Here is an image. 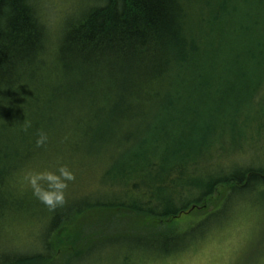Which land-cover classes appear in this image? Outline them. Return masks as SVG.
<instances>
[{
	"label": "trees",
	"instance_id": "obj_1",
	"mask_svg": "<svg viewBox=\"0 0 264 264\" xmlns=\"http://www.w3.org/2000/svg\"><path fill=\"white\" fill-rule=\"evenodd\" d=\"M101 2L102 6L70 20L63 27L65 31L62 39L54 47V40L52 41L48 34L50 26L35 17L30 0H0V94L4 89L13 87L15 81L20 79L21 69L30 72L22 74V80L29 74L43 76L45 68H40L39 59L42 58L44 45H48L50 50L53 49L51 52L57 62L50 68H57L58 72L56 79L47 84L53 85L57 81L62 84L59 92L52 95L54 98L51 97V102L47 104L50 109L49 116L71 107L74 88L81 89L82 93L86 92L85 89L100 90L101 96L109 100V106L104 109L94 107V118L85 121L81 128L85 131L83 139L86 153L95 154L98 158L99 174L91 169V175L98 179L96 186L107 185L111 186V190L117 191L115 194L114 190H101L89 203L84 204L81 201L72 215L64 209L67 214L49 217L45 228L40 232V245L35 248L39 250L23 253L24 255L12 250L11 256L16 259L15 263L72 264L73 259L78 261L88 258L101 247L124 239H132L130 241L138 243V246L142 241L153 251L154 256H171L189 249V245L192 246L199 237L196 233L197 227H205L209 220L218 219L220 213L226 212L233 197L244 195L246 190L253 189L260 183L264 184V165H254L252 162L246 165L228 163V166L218 168L209 175L210 179L204 183L200 193L177 194L174 191L176 194L172 193L166 197L169 200H162L169 206L165 208V214L161 217L151 216L134 209L137 202L128 201L133 196L124 193L125 180L122 177L129 171L139 173L148 169H166L168 160L174 162L171 167L175 172H180L183 167L195 168L200 159L208 153V144L221 146L224 154H230L232 150L231 146L226 145L225 133L219 136V139L211 138L214 128L200 124L203 132L194 138V121L189 126L191 130L181 131L176 134L174 140L171 139L170 144L153 150L147 146L148 143L143 145L138 142L139 134L145 131L138 127H135L132 133L123 130V134H126L124 142L118 139L121 134L113 136L115 126L126 119L129 122L135 114L130 112V109L133 110V102L149 119L152 114L150 112L153 111L151 100L157 96L153 84L166 76L163 67L170 65L172 61H181L180 65L187 73L181 72L183 69L178 72L168 90L162 93L160 102L167 106L165 110L170 108L164 113V119L173 113L179 119H173L169 123L157 122L153 124L156 130L161 131L167 127L168 131H173L171 125L176 123L175 121L180 123L181 117L204 116L210 99L216 98L212 92L208 94L205 90L208 87L217 89L216 86L223 82L225 84L221 86L222 90L235 84H242L243 89L247 88L241 97L228 100L233 110L246 105L248 108L245 112L250 113V116L260 118L264 115V0ZM184 42L195 50V55L188 57H194L193 60L185 58V55L176 49L178 45H184ZM175 55L177 59L174 61L171 57ZM154 60L158 65H153L156 63ZM195 60L204 65L196 71L191 66ZM217 65L221 70L215 72ZM37 67L40 70L32 72ZM131 78L141 81L140 83L146 82L148 86L143 83L140 91L131 88ZM82 83L84 85L81 87ZM20 91L21 93H16L11 100H7L6 96L5 101L0 100V140H3L0 141V185L8 184L9 177L22 175V158L18 150H22L21 145L11 148L4 141L8 139L11 143L9 136H15L22 146L27 147L29 143L27 134L18 132L15 127L10 128V123H7V118L13 115V112L16 114L22 111V105L16 107V103L22 101V89ZM205 103L208 104L206 107L201 106ZM251 118H245L247 126ZM96 120L98 123L95 125ZM256 123L258 124V121ZM262 128L264 126L260 127ZM89 129L93 130V134L89 133ZM152 130L147 128L141 137L155 133ZM100 131L104 132V135ZM208 131L207 136L204 133ZM251 131L255 130L247 131L239 124L234 128L233 136H245ZM147 133L149 135H146ZM134 144L137 145L131 153L125 150L127 146ZM68 145L56 141L51 146L48 145V148H51L49 151L56 152L55 155H61L60 152L68 151ZM79 148L80 142L77 144V149ZM124 151L127 154L123 155ZM82 155H85L84 149ZM11 157L18 158L17 167L4 166L8 164L6 160ZM239 160L242 162L241 158ZM124 161L130 162L132 168L127 170ZM141 162L148 167H144ZM46 164L45 170L54 172V165L51 162ZM122 171L125 173L122 174ZM206 174L203 171V175ZM175 195L186 200L185 203L174 201ZM16 196L14 193L13 197ZM5 200L0 194V212L7 210V217L10 208ZM12 203L15 208H19L18 203ZM111 213L114 218H111ZM106 214L105 221L101 215ZM180 215L187 217L181 218ZM91 216L94 221L86 223L84 219ZM99 216L100 220L97 219ZM118 216L124 220L131 216L136 220L135 228H138L140 223H150V229L135 231L138 235L118 236V232L123 228ZM221 217L222 214L219 219ZM3 220L4 218L0 220V228L7 226L2 224ZM86 230H92V234L86 235ZM206 232L208 235L211 229L205 227ZM53 234L55 238L64 234L66 245L56 248ZM31 241L28 239L22 244L32 248L34 245Z\"/></svg>",
	"mask_w": 264,
	"mask_h": 264
},
{
	"label": "bare ground",
	"instance_id": "obj_2",
	"mask_svg": "<svg viewBox=\"0 0 264 264\" xmlns=\"http://www.w3.org/2000/svg\"><path fill=\"white\" fill-rule=\"evenodd\" d=\"M38 2L39 0H30V4L32 5V7H34L35 10V17L40 21H45L46 24L49 25L47 19L39 11ZM101 4V0H91L89 4L80 5L72 2L71 0H64V2L62 0L61 7L68 8V11L64 12L62 17L58 19V28H56V31L55 28H50L48 33L51 36V40H54V47L55 44L57 42L59 43L62 39L65 31L63 27L66 26V24L70 20H74L76 16L81 17L85 15L88 11L102 6ZM183 44L184 45H178V47H176L178 52H181L183 55H185V58L195 55V52H193L195 50L192 47L189 48L188 43L184 42ZM50 49L51 48H49L48 45H44L42 58L39 59L40 68H45V72L42 74L43 76H35L29 74L27 75V78L22 80V74H27L30 72L21 69L20 79H17L15 81L13 87L4 89V92L0 94V100L5 101V96L7 97V100H11L12 97L16 95V93H21L20 89H22V101L18 104L16 103V107H20L22 105V111L16 114L13 112V115H10V117L7 118V123H10V128L15 127L18 132L27 134L29 137V143L27 147L22 146V144L18 142L19 140H17L15 136H9V140H12L11 143L8 142V139L4 141V143H6L11 148L15 145H21L22 150H18L19 155L22 158V175L16 178L15 176L9 177L8 184L2 183L0 185V194L2 195V199L5 200L6 198V204L10 208L7 217V210L3 209L0 212V220L4 218V220L1 221L2 224L7 225L5 228H0V264H19L18 262L15 263L14 260L16 259L11 256L12 250L22 253V255H24L23 253L27 254L28 252L34 253L35 251L33 250H39L35 248L40 245V232L45 228L44 225H46L49 217L52 218L53 216L58 217L60 215L67 214L65 213L64 209H67L68 213L72 215L74 212H76V208L81 201H83L84 204L89 203L90 200H94V198L97 197L100 191L98 188L99 186H96V184L98 183V179L94 178L95 176L93 177V175H91V169L95 173L99 174L100 170L98 165V158L95 156V154L91 155L89 153H86V144L84 143L85 141L83 139V132L85 131L81 127L83 126L85 121L94 118L92 117L94 115V107H100L104 109L109 106V100L101 96V94L99 93V89H85L86 92L82 93V91H80L81 89L78 90L74 88V101L72 102L71 107L67 110H61L56 115L49 116L50 109L49 107H47V104L51 102V97L54 98V96L52 95H55L57 92H59L62 84L58 81L53 83V85L47 84L49 81L56 79L55 77L58 72L57 68H50L57 62L53 52H51L53 51V49ZM171 58L175 61V59H177V56L175 55ZM193 58L194 57L188 59L193 60ZM201 58L202 56L199 57V59ZM155 62L156 63H154L153 65H158L157 61ZM180 62L172 61L170 65L164 66L163 68L166 72V76L160 79V82L163 84H161L160 82H156L155 84H153L157 96L153 97V99L151 100L153 111L150 112L152 114L149 115V119L146 118L144 112L140 110L133 102L131 103V107L133 110L130 109V112H134L135 114L132 116L129 122L127 121V119L125 121H119L120 123H118L113 130V136H116V134H121L118 139H120L121 142H124L126 134H123V130L130 133L132 130H134L135 127H138L139 129L145 131L147 130V128L153 129L152 132L155 131V133L150 135L149 133H147L146 135H149L147 137H141L145 131L141 132V134H139L138 140V142L142 143L143 145L148 143L147 146H149L153 150V148H159L161 147V145L170 144L171 139L174 140L176 134L180 133L181 131H186L189 129L191 130V127L189 126H191L195 121L196 127L193 130L194 138L199 137L203 132V128L200 124H204V126L207 125L209 126V128H214L211 133V138L218 137L219 139V136L225 133L226 145L231 146L232 153L224 154L223 148L221 146L219 147L208 144V153L204 158L200 159L195 168H191V166H188L183 167L180 172H175L171 167L174 162L172 163V160H168L167 166H165L167 171L166 169L160 171L148 169L144 172L139 173L136 171L127 172L122 178L125 180V184H123V188H125L124 193L128 196H133L129 198L128 201L130 203H132V201L137 202L134 205V209H138L139 212H145L151 216L161 217L163 216V214H165V208L169 206L166 205V203L162 200L163 198L166 199V197L172 193H200L202 191L204 183H206L210 179L209 175L213 172H216L218 168L225 167V165L228 166V163L234 165H246L247 163H249L246 159L245 161L244 159H241L242 162L239 160L240 155H246L244 147L247 149L248 153L260 152L255 145L250 146L245 141L248 140L249 134H246L245 136H233L234 128H237L239 124L240 127H246L250 129V127L245 124L246 117H252V119L258 121V124L256 123L255 128H251L255 130L254 136L257 137L258 141L262 140L261 132H264V128L260 129V127L264 126V115H262L260 118L259 116H250V113L245 112L248 108V106L246 105L242 107L244 108L243 110H240L242 108H236L235 110H233L230 103L228 102V100H231L232 98L238 96L241 97L244 93H246L247 88L243 89L244 85L235 84L228 86L226 89L222 90L221 86L224 85L225 82H223L221 85L216 86L217 89L214 87H208V89L205 90L206 92H208V94L212 92L211 94H213V96H215L216 98H211L209 101V105L207 103L201 105L205 107L208 105V110L206 111L204 116L198 118L191 115L181 117L180 123L179 121H175L176 123L171 125L173 131H168L167 127H165V129L161 131L153 128V124L157 122L159 123L160 121H165L169 123L173 119H179L178 117H176L177 115H175V113L171 114L170 116L168 115L169 117L164 119V113L167 112V110H169L170 108L165 110L167 106L165 104H162L160 100H162V93L168 90V88L171 86V82L175 80L178 72L181 69H183L181 72L186 71V69L180 65ZM191 66L192 68H194V71H196L199 68H202L204 65L199 64V61L195 60L191 63ZM40 68L37 67L32 72L38 71L40 70ZM214 70L215 72H218L221 70V67L217 65ZM185 73H187V71ZM136 79L138 78L136 77ZM136 79L131 78L130 87L134 89L137 88L140 91L142 88V84L145 83V85H147V83H140L141 81H137ZM147 82L149 84V81ZM82 85H84V83L81 84V87ZM219 89H221L222 92ZM78 92H80L81 94ZM26 123H30L31 125V127L28 128L27 131H25ZM97 123L98 120L94 121L95 125ZM222 126L224 128H220ZM92 131L93 130L89 129V133L93 134ZM205 131L206 129H204V132ZM41 133H46L48 140L43 146L38 147L36 145V140ZM100 133H103L102 135H104V132L100 131ZM204 134L208 136L209 131ZM86 136L87 135L84 133L85 138H87ZM56 141L64 144H69L68 151L60 152L61 155H55L56 152L54 153L53 151H49L51 148H48V145L51 146L53 142ZM79 142L80 148L77 149V144ZM4 143L2 144V146H4ZM136 145L137 144L127 146L125 150L131 153ZM31 149L33 150L31 151ZM83 149L85 153L84 156L82 155ZM101 150L102 149H98V151ZM113 152H115V150ZM125 154L127 153L124 151L123 155ZM55 157L57 160L55 159ZM252 157V164L256 165L255 162L259 161V155L254 154ZM6 161L8 164H4V166H18L17 157L8 158ZM46 162H51V164L54 165V172H56L57 174V170L61 166H66L75 175V179L71 182H68V187L65 189L64 204L56 207L54 210L42 204L33 195L32 188L28 183V176L30 174L36 172H46ZM123 163L127 167V170L132 168L130 162L124 161ZM141 163L144 167H148L147 164H143V162ZM116 169L118 170L117 167ZM127 170H125V172ZM176 171H178V169ZM203 171L207 173L206 176L203 175ZM125 172L122 171V174ZM41 183L44 184L45 182L42 181ZM104 186L105 190L107 189L106 192H111L114 190L110 189L111 186ZM263 187L264 184L260 183L255 188L246 190V193L248 191L257 190ZM116 192L117 191H115L114 193L117 194ZM14 193L17 194L16 198L13 197ZM161 201L163 204H161ZM174 201L178 203H185L186 200H182L178 195H175ZM12 202L18 203L19 208H15ZM220 220L211 219L205 224V227L207 229H211V232L208 235L207 232L205 233V227L203 225H199L196 229V233L199 237L195 239V243L206 239L220 223ZM122 229L123 228H121V230L118 232V236L138 235L135 234L134 231H122ZM63 235H57L56 238L55 234L52 235L54 236L53 238L56 248H61L66 245L64 243ZM21 238L22 240L24 239V241L31 239L34 245L32 247L33 249L23 246ZM140 242V248L148 247L142 241ZM131 244L138 246V243L133 241ZM190 247L192 246L189 245V248ZM105 248L106 247H103V249L100 248L99 252L103 251ZM152 252L153 251H151L150 253ZM14 257L21 256L14 255ZM72 264H76V261L74 259L72 261Z\"/></svg>",
	"mask_w": 264,
	"mask_h": 264
},
{
	"label": "rangeland",
	"instance_id": "obj_3",
	"mask_svg": "<svg viewBox=\"0 0 264 264\" xmlns=\"http://www.w3.org/2000/svg\"><path fill=\"white\" fill-rule=\"evenodd\" d=\"M71 1L79 5L91 2V0ZM61 4L62 0H39L38 2L39 11L49 22L50 28H55V31L58 28V19L68 11V8L61 7ZM256 122L252 118L249 119L250 129L256 126ZM250 129L246 128L247 131ZM245 141L250 146L255 145L260 152L248 153L244 147L246 155H240L239 158L251 163L252 156L258 154L259 161L255 163L264 165V133H262V140L258 141L254 136V131H251L248 140ZM98 188L102 192L107 191L104 185H99ZM221 214L222 219L220 220ZM106 216L107 214L101 215L105 221ZM219 216L220 223L206 239L171 256H154L148 247L140 248L131 244L130 240H122L106 245L103 251L98 250L88 258L76 261V264H264V187L233 197L226 212L220 213ZM186 217L184 215L182 218ZM111 218H114L113 213H111ZM97 219L100 220V216ZM118 219L123 224L122 231L135 232L150 229V223L144 225L140 223L139 227L135 228L136 220L131 216L126 217L125 220L118 216ZM84 220L86 223L93 222L94 217H87ZM91 234L92 230H86V235ZM21 241L24 243V239L21 238Z\"/></svg>",
	"mask_w": 264,
	"mask_h": 264
},
{
	"label": "clouds",
	"instance_id": "obj_4",
	"mask_svg": "<svg viewBox=\"0 0 264 264\" xmlns=\"http://www.w3.org/2000/svg\"><path fill=\"white\" fill-rule=\"evenodd\" d=\"M30 123L25 124V131L30 128ZM48 140L46 133H41L37 140L38 147L43 146ZM58 174L52 171L36 172L28 176L33 195L45 206L54 210L65 202V189L68 187V182L75 179V175L66 166H61ZM45 182L42 184L41 182Z\"/></svg>",
	"mask_w": 264,
	"mask_h": 264
}]
</instances>
